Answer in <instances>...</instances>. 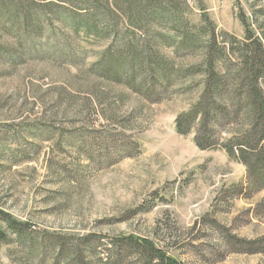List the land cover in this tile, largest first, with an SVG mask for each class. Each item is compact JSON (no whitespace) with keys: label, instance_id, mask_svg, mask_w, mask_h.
I'll return each instance as SVG.
<instances>
[{"label":"rangeland","instance_id":"374dc122","mask_svg":"<svg viewBox=\"0 0 264 264\" xmlns=\"http://www.w3.org/2000/svg\"><path fill=\"white\" fill-rule=\"evenodd\" d=\"M174 1L198 39L119 12L95 38L74 31L66 0H0V210L31 227L24 237L0 216V264L149 261L129 236L179 264H264L250 244L264 237V191L222 147L200 148L196 128H176L202 92L210 32L236 66L246 43L264 45V0Z\"/></svg>","mask_w":264,"mask_h":264},{"label":"trees","instance_id":"16d2710c","mask_svg":"<svg viewBox=\"0 0 264 264\" xmlns=\"http://www.w3.org/2000/svg\"><path fill=\"white\" fill-rule=\"evenodd\" d=\"M41 1H47L45 6L53 4V0ZM66 1L79 9L71 17L74 31L95 38L116 31L120 18L118 12L137 28L155 19L161 23L168 19L178 23L181 25L178 38L184 43L199 37L198 31L191 30L189 23L172 10V7H176L174 0H158L154 4V0ZM151 6H155L152 11ZM2 10L3 3H0V13ZM9 15L14 16L15 11ZM27 18L30 22V15ZM215 39V30H212L210 43L205 50L206 79L200 97L188 111L178 115L176 128L182 134H188L196 128L195 141L200 148L222 147L232 159L246 167L250 190L264 191V45L259 40L246 43L239 50L240 63L231 67L224 53L213 46ZM130 50L137 59L149 58L146 51L136 53L132 48ZM221 62L225 68L218 71L216 65ZM116 66H124V61H119ZM167 69L163 64L159 74L163 80L170 72ZM222 130L225 131L223 136ZM0 216L13 232L24 237L31 234L28 223L18 221L2 210ZM128 240L141 243L150 251L151 258L144 264H154V260H160L162 264H179L148 239L129 236ZM250 244L252 249L264 252V237Z\"/></svg>","mask_w":264,"mask_h":264}]
</instances>
